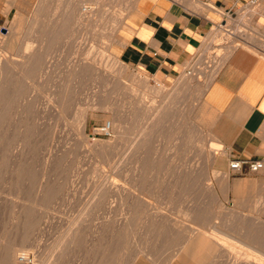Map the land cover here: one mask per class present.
<instances>
[{
  "label": "rangeland",
  "instance_id": "374dc122",
  "mask_svg": "<svg viewBox=\"0 0 264 264\" xmlns=\"http://www.w3.org/2000/svg\"><path fill=\"white\" fill-rule=\"evenodd\" d=\"M25 1L27 0H0V37H6L12 32H15V29H12L13 22L15 24L19 20L21 22L20 28L24 26L22 29H19L21 34L19 30V34L16 33L19 40L16 41V49L20 47V44L26 38L31 39V41L33 40L36 45H39L37 42L40 43V41L47 43L50 41V30H48V27L43 24L45 27L42 29L41 25L37 24L35 26L34 23V26H32L33 24H29L31 22L28 23V20L25 19L29 17V13L23 15L21 11V9H24L22 3ZM47 1L50 3L55 2V0ZM135 1L137 4L139 0ZM8 2H15L17 5L9 6ZM107 2L108 0L105 1L106 4H108ZM133 2L134 0H117V3L115 1L117 18L120 17L119 15H121L120 18L124 16L123 20L126 18L123 24L120 26L117 24V32L113 33V36L116 38L112 36L113 30L112 26H109L111 24L110 21L108 23V20L104 19L102 22V24H104H101L100 27L97 28L98 31L94 32L91 28L88 30V35L86 33V42H88V46H86L87 50L85 49L87 53L83 51L80 55L70 48L73 40L69 39L73 38L72 34H74V30H68V32H71H69L70 34L66 33L63 38L53 43L55 45L50 46L49 52L51 53H49L48 64H46V66L48 65L50 68L46 67V71L41 68V70L39 68H36L37 70L34 69L33 71L35 72H30V78L26 80L28 81L30 79L29 83L22 79H18L19 82H17V79L13 81L8 79V85L7 82L5 83L6 86L3 88L4 94H2V98L0 96V260L3 259V254L6 252L5 250L8 251V248L10 250L11 247H15L17 251L20 249L17 254L21 255L26 253L30 264H120V262L121 264H134L135 260V264H165L172 259L174 253L179 252L188 261L182 262L180 259H175L173 264H241V261L243 262L241 259L244 258V252L249 248L244 244L241 245L242 242L250 244L251 247L253 245L255 249L260 247L259 250L264 252V231H262V227H264V214L261 209L263 200L260 204L258 203V205L256 204L255 206H251L248 202L246 203V207L242 209L240 207L241 205L237 206L236 201L240 203L241 200L233 198L234 192H232V187L235 180L243 177L234 176L230 172V161L227 162L228 155L227 152H225L226 149L222 146L223 150L220 151V154L216 157L215 164L206 155L209 148L207 145V138L213 134L212 132L217 133V126L220 122L219 117H217L213 125L203 123L202 126L196 122L194 116L199 111L200 119L213 118L212 115L215 116V118L218 116L216 112L210 109L205 100L206 91L209 87H207V90L205 89L206 87H203L200 91L195 88H186L176 92L175 89L180 81L187 75L189 77L194 74L201 75L199 76L201 78L199 80L203 82V80H205V74H207V72L211 73V67L214 66L213 61L216 56L218 54L227 55L226 51L229 46L237 45L235 51L241 48L252 50L251 45L258 44L259 39L256 36L258 29L252 24H250V29H248L249 23L247 17L249 15V17H251L254 11L251 7H249L250 10L249 8L239 9L237 15L230 16V18L226 19L222 24H219V27L214 28L211 36L203 45L200 52L188 64L186 71L173 79H159L157 76L151 75L135 65L122 61L118 56L122 29L127 22V18H129L135 11L134 9H136L133 8L131 12V6L134 4ZM129 4L131 6H129ZM109 6H105V14H107V16L110 15L108 13ZM30 8V6L25 7L26 10H30ZM127 13H130V15ZM126 15L128 16L126 17ZM244 15L246 19L242 22L243 25L241 24L240 27H235L234 23ZM23 23L25 25H23ZM106 25L107 28L109 27L108 29ZM28 27L30 28L28 29ZM45 28L47 29L45 30ZM227 30H230V32ZM231 32H237L238 35L243 36L233 38ZM213 33H216V37L217 35L219 36L216 38ZM104 35L107 38H105ZM96 36L99 38V40L96 39L97 42L95 43L97 44L93 42V40L97 38ZM18 42L21 43L19 44ZM94 47L95 50H92ZM69 50L73 51L70 52ZM90 51H95L93 53L94 55L89 54L92 53ZM68 52H70V54ZM4 53H6V51H4ZM95 55L98 58H96ZM83 56L86 59L87 56H90L88 59H90L91 62L94 59L96 61L100 59L96 65L99 71L91 69V67L82 73L75 71L73 69V64ZM111 56L112 58L110 59ZM116 57L120 65H124L128 68L129 74L139 73L149 79V84L144 87L140 82L131 80L132 78L130 76L121 79L120 83H118L117 77L120 65L115 63L114 59ZM229 58L222 61V63L216 67L217 69L215 68V70H218L215 72L218 73ZM98 64L103 65L99 67ZM97 73L99 75H97ZM201 73L204 76H202ZM31 78L33 79L32 81ZM214 80L215 78L213 81ZM131 85L137 89L136 91L138 93H127L125 91L127 89L125 87H131ZM159 86H165L166 89L170 90L167 94L165 93L167 97L164 96V93L158 95L151 94L152 88H158ZM122 87L125 90H123ZM66 88L69 89L65 90ZM5 91L7 92L6 94ZM202 92H204V94ZM62 93H65V97ZM61 96L65 99L62 100ZM142 97L147 99V109L144 107L145 105H143ZM58 100L60 101L59 103ZM64 102L66 103L65 107H63V104L65 105ZM61 105L63 108H61ZM162 107L165 108L162 110L164 112L162 114V120L164 119L165 121L163 120L156 128L157 130H154V136H150L152 139H148L150 137L145 136L147 138L144 137L146 141H141V139H143V137L140 136L141 130L152 124L151 122L158 117L157 110L159 111ZM80 110L82 112H80ZM150 111L154 114L152 115ZM145 113H147V115ZM83 114L85 115L84 117ZM146 116L150 117L147 119ZM82 117L84 119H82ZM189 117L192 118L189 119ZM185 118H188L187 120L189 121L185 120ZM83 120H86V123ZM147 120L150 121V123ZM190 120H192V122H190ZM82 121L85 123L86 127L81 131ZM141 122L145 123L141 124ZM105 124H112L110 135H105L103 132L97 131L101 130ZM121 124L122 130L127 132L124 134L128 135H123V140H121V135L119 136L118 134V127ZM114 127L115 129L113 130ZM126 128L129 132L126 131ZM215 138L218 140V137ZM138 139L140 143H138ZM100 141L102 142L99 143ZM142 142H144V144ZM137 143L141 145L138 147ZM134 145L136 146L134 147ZM205 147L206 149L204 150ZM131 148L134 150L132 151ZM224 152L226 154H224ZM94 154H97V156ZM100 156L103 158L101 157V159ZM128 156L130 159H128ZM125 172L126 174H124ZM100 173L102 174L101 176ZM224 173L230 176L229 185L231 188L228 190V193L224 191L225 188L221 180ZM208 178L210 181H208ZM128 183L134 185L139 191L141 190L142 193L144 192V194H134L131 195L132 197H124V195L121 196V194L117 195V191H114V189H118L117 185L126 184L127 186H131V184L128 185ZM247 189L245 191H247ZM257 195L264 196V194ZM137 196L148 199L146 205L148 206L150 204V206H153L147 207L144 204H142V206L138 201L136 203L132 201ZM35 197L36 199H34ZM242 201L241 203L244 205L245 200ZM31 202H33V204ZM34 204L36 205L35 207ZM83 205L86 206L84 207ZM146 211L147 214L145 213ZM202 211L204 212L202 213ZM22 214L24 215L22 216ZM163 217H165L166 221ZM26 219L29 221L27 222ZM175 219L177 220L176 222ZM135 223L137 225H135ZM69 224L72 225L73 228L68 226ZM189 224L192 225L189 226ZM201 224L207 228L206 236H208L205 238L207 243H212L210 237H223L220 235L221 233L219 234L218 232L211 231L215 227H218L221 232L223 231L222 233L226 236H231L226 237L224 235L225 241L228 244L234 245L236 248L235 251H237L235 253L236 255L230 253L228 247L227 249L225 248V250L218 246L217 257L216 254L204 255L203 257H197L198 259H203L201 260L202 263L193 262L191 256L193 250L192 243H187L188 240L186 239H188V236L185 231L189 229L195 232H197V230H205V228H202L203 226ZM198 225H201V227ZM227 227H230V229ZM77 230L79 232H77ZM126 231L128 232L126 233ZM256 231L259 234L256 233ZM209 232L214 233L210 234ZM126 234H128V236ZM70 235H72V237ZM247 235L249 237H246ZM84 236L86 237L85 239ZM252 236L253 238H251ZM247 238L249 239L247 240ZM253 243H257L258 245ZM102 247L104 249H101ZM177 247L179 252L176 250ZM140 251L141 254L144 252L147 256L145 254L141 255L139 253ZM137 254H139V258H137ZM100 257L102 259H99ZM234 260H238V262ZM3 261L4 259L2 262L0 261V264H3Z\"/></svg>",
  "mask_w": 264,
  "mask_h": 264
},
{
  "label": "crops",
  "instance_id": "0c3cea01",
  "mask_svg": "<svg viewBox=\"0 0 264 264\" xmlns=\"http://www.w3.org/2000/svg\"><path fill=\"white\" fill-rule=\"evenodd\" d=\"M136 6L122 29L118 56L159 79H173L186 71L214 28L237 15L239 9H256L247 21L248 29L250 24L258 29V44L251 45L252 50L238 49L230 56L207 90L205 100L218 115L213 116L212 125L219 117L217 133H212L226 149L227 162L263 157L264 0H139ZM241 176L234 181L233 198L245 200L241 209L247 202L255 206L263 200V210L264 196L257 194H264V172ZM244 180L249 187L238 193L236 184ZM205 238L198 233L188 242L192 243L195 263H202L203 259L197 257L217 253L214 242L207 243ZM175 259L188 261L181 253Z\"/></svg>",
  "mask_w": 264,
  "mask_h": 264
},
{
  "label": "bare ground",
  "instance_id": "6f19581e",
  "mask_svg": "<svg viewBox=\"0 0 264 264\" xmlns=\"http://www.w3.org/2000/svg\"><path fill=\"white\" fill-rule=\"evenodd\" d=\"M105 1L106 0H55V2H53V3H50V2H48L47 0H33V1H29V0H27V1H25L24 3H22L23 5V8L24 9H21V11H22V13H23V15H25V14H28L29 13V17L28 18H25V19H27L26 21L29 23V22H31V23H29V24H35V26L37 25V24H39V25H41L42 27V29H43V27H48V30H50V41H49V43H47V42H44V41H40V43H38L37 42V44H39V45H36L34 42H33V40L31 41V39H24L23 41H22V43L20 44L19 42V44H20V47L18 48V49H16L17 47H16V41L18 40V36H16V33L17 34H19L20 33V30L19 29H22L24 26L23 25H25L26 24V21H25V24L23 23V27L22 28H20V21L18 20V22L17 23H15L14 24V22H13V27H12V29H15V32H12L9 36L7 35L6 37H0V96H1V98H2V94H4V92H3V88H4V86H6V82H7V85H8V79H10V80H16L17 79V82H19L18 81V79L20 80V79H22L23 81H26L28 78H30L29 76H30V72H35V71H33L34 69H36V68H41V69H44L45 70V68L47 67V68H50V67H48V65L46 66V64H48V60H49V53H51V52H49L50 51V46H52V45H55V44H53V43H55V41H57L58 39L60 40V38H63L64 37V35L66 34V33H69L68 32V30H74V34H72V36H73V38L72 37H70V38H72V39H69V40H73L72 42H71V47L70 48H72L74 51H76V53L77 54H82V52L84 51V53H87V52H85V49L87 50V48H86V46H88L87 45V43L88 42H86V33H87V35H88V33H89V29L91 28L94 32H96V31H98L97 30V28L98 27H100V25L102 24V22L104 21V19L105 20H108V23H109V21H110V23L111 24H113V25H109V24H107V25H109V26H112V36H113V33L115 32H117V24H118V26H120L121 24H123L124 23V20L126 19H124L123 20V17L122 18H120L121 17V15H119L120 17L119 18H117V10H115L116 8H115V6H116V3H117V0H108V4H106L105 3ZM115 1H116V3H115ZM134 4H132V6L129 4V6H131V12H132V9L133 8H136L137 6V4H136V1L134 0V2H133ZM19 4V3H18ZM8 5L9 6H13V5H17L15 2H8ZM110 5V6H109ZM118 5V4H117ZM196 5V4H195ZM200 5V4H199ZM198 5V6H199ZM21 6V7H22ZM26 6H30L31 8H30V10H26L25 9V7ZM105 6L107 7V6H109V9H108V13L110 14L109 16H107V14H105L106 13V9H105ZM8 7V6H7ZM110 7H111V10H110ZM11 8V7H10ZM194 8H196V7H194ZM200 8V7H199ZM197 9V8H196ZM251 9L255 12L256 11V9L255 8H252L251 7ZM113 10V11H112ZM135 10V9H134ZM249 10H250V8H249ZM257 10H258V7H257ZM128 12V11H127ZM250 12H252V11H250ZM253 13V12H252ZM128 14V13H127ZM128 15H130V13L128 14ZM128 15H126V17L128 16ZM22 16V15H21ZM250 16V15H249ZM24 17H26V16H24ZM245 17V15L244 16H242L239 20H237L234 24H235V27H240L241 26V24H242V22L244 21V19H246V18H244ZM128 19V18H127ZM248 20V19H247ZM16 21V20H15ZM22 21H23V19H22ZM118 21V22H117ZM106 23V22H105ZM232 23V22H231ZM247 23V22H246ZM28 24V25H29ZM34 24L32 25V26H34ZM45 26H44V25ZM104 24V23H103ZM102 24V25H103ZM107 25H106V28H107ZM243 25V24H242ZM31 26V27H32ZM30 27H28V29H29ZM109 28V27H108ZM107 28V29H108ZM35 29V28H34ZM33 29V30H34ZM47 28H45V30H46ZM18 30H19V33H18ZM10 31V30H9ZM14 31V30H13ZM29 31V30H28ZM29 32H31V31H29ZM29 32H28V34H29ZM80 32V33H79ZM238 32V31H237ZM231 33L232 35V37L233 38H235V37H238L239 35H238V33ZM26 33V32H25ZM71 33V32H70ZM69 33V34H70ZM78 33V34H77ZM91 33V32H90ZM21 34V33H20ZM24 34V33H23ZM27 34V33H26ZM39 34V33H38ZM214 34V33H213ZM216 34V33H215ZM214 34V35H215ZM218 34V33H217ZM242 34V33H241ZM48 35V34H47ZM90 35V34H89ZM94 35V34H93ZM214 35H213V38H214ZM30 36V35H29ZM37 36V35H36ZM67 36H68V34H67ZM70 36V35H69ZM92 36V35H91ZM219 35H217V37H218ZM97 37V36H96ZM104 37H105V35H104ZM115 36H113V38H114ZM215 37H216V35H215ZM216 37V38H217ZM239 37H241V35L239 36ZM43 38V37H42ZM67 38V37H66ZM88 38H90V37H88ZM94 38V37H93ZM105 38H107V37H105ZM111 38V37H110ZM116 38V37H115ZM96 39H98L99 40V38L97 37V38H95L94 40H93V42L95 43V42H97L96 41ZM212 39V38H211ZM230 39V38H229ZM228 39V40H229ZM22 40V39H21ZM46 40V39H45ZM48 40V39H47ZM58 40V41H59ZM114 40V39H113ZM19 41V40H18ZM88 41V40H87ZM248 41V40H247ZM92 42V41H91ZM92 42V43H93ZM115 42V41H114ZM231 42V41H230ZM229 42V43H230ZM249 43H251V42H249ZM35 44V45H34ZM67 44V43H66ZM95 44H97V43H95ZM244 44H245V42H244ZM92 45V44H91ZM98 45H99V43H98ZM66 46V45H65ZM93 46H95V45H93ZM92 46V47H93ZM239 46V45H238ZM90 47V46H89ZM252 47V46H251ZM53 48H54V46H53ZM97 48V47H96ZM106 48V47H105ZM109 48H110V46H109ZM228 48V47H227ZM90 49H92V48H90ZM237 49V45L235 46V45H232V46H229V48H228V50L226 51L227 52V55H225V54H218L217 56H216V58H215V60L213 61V65L214 66H212L211 68H212V71H211V73H208L207 71V74H205V80H203V82H200L201 80H199V79H201L199 76H201V75H198V74H194L193 76H191V77H189L188 75L187 76H185L183 79H182V81H180V83L177 85V87L175 88L176 89V92H178V91H180V89H186V88H195L196 90H201L203 87H206L205 89L207 90V87H210L211 86V84H212V81H213V79L214 78H216V76H217V74H219V73H217V72H215V71H218V70H215V68L220 64V63H222V61H224L225 59H227V58H229L233 53H234V51ZM52 50V49H51ZM72 50V51H73ZM92 50H95V47L92 49ZM106 50H107V48H106ZM109 50V49H108ZM234 50V51H233ZM4 51H6V53H4ZM53 51V50H52ZM70 51V50H69ZM72 51H70V52H72ZM70 52H68L69 54H70ZM81 52V53H80ZM89 52V51H88ZM90 52H92V51H90ZM95 51H93L92 53H89V54H93ZM68 54V55H69ZM74 54V53H73ZM97 54H98V52H97ZM94 55V54H93ZM86 56V55H85ZM96 56V55H95ZM74 57V56H73ZM88 57L90 58V56H87V59L83 56L82 58H79L78 60H76L75 61V63L73 64L74 65V67H73V69L75 70V71H78V72H80V73H82V72H84V71H86L89 67H91V69H95V70H98L99 71V68L96 66L97 65V62H99L100 61V59H98L99 61H96L95 59L94 60H92V62H91V60L90 59H88ZM94 57V56H93ZM92 58V57H91ZM95 58V57H94ZM96 58H98L97 56H96ZM112 58V56L110 57V59ZM114 58V57H113ZM68 59V58H67ZM76 59H77V57H76ZM93 59V58H92ZM109 59V60H110ZM89 60H90V62H89ZM68 61H70V60H68ZM103 61V60H102ZM114 61H115V63H117V64H119L120 62H119V60H118V58L116 57L115 59H114ZM103 63V62H102ZM225 63V62H224ZM100 64V63H99ZM98 64V66L99 67H101L103 64H101V65H99ZM226 64V63H225ZM67 65V64H66ZM120 65V64H119ZM118 65V66H119ZM224 65V64H223ZM69 67V66H68ZM224 67V66H223ZM114 68V67H113ZM40 69V70H41ZM60 69V68H59ZM112 69V68H111ZM119 70H118V83H120V81H121V79H123V78H126V77H128V76H130L132 79L131 80H133V81H137V82H140V84H142V85H144V87H145V85L147 86L149 83L148 82H150L149 81V79L147 78V77H145V76H143V75H140L139 73H134V74H129V72H128V68L126 67V66H124V65H120V67L118 68ZM217 69V68H216ZM37 70V69H36ZM53 70V69H52ZM69 70V69H68ZM106 70V69H105ZM46 71V70H45ZM92 71H94V70H92ZM102 71V70H101ZM100 71V72H101ZM104 71V70H103ZM49 72V71H48ZM96 72V71H95ZM94 72V73H95ZM106 72V71H105ZM92 73V72H91ZM90 73V74H91ZM99 73V72H98ZM97 73V75H99ZM142 73V72H141ZM205 73V72H204ZM41 74V73H40ZM47 74V73H46ZM56 74V73H55ZM88 74V73H87ZM200 74V73H199ZM202 74V73H201ZM35 75V74H34ZM101 75V74H100ZM96 76V75H95ZM202 76H204L203 74H202ZM31 77H33V76H31ZM66 77V76H65ZM68 77H69V75H68ZM92 77V76H91ZM108 77H110V76H108ZM76 78V77H75ZM70 79V78H69ZM78 79V78H77ZM130 79V78H129ZM30 80V79H29ZM29 80L28 81H26V82H28L29 83ZM33 79L31 78V81H32ZM65 80V79H64ZM12 81H9V82H12ZM71 81V80H70ZM130 81V80H129ZM115 82V81H114ZM16 83V82H15ZM63 83H64V81H63ZM122 83V82H121ZM20 84V83H19ZM24 84V83H23ZM123 84V83H122ZM121 84V85H122ZM11 85V84H10ZM14 85V84H13ZM12 85V86H13ZM65 85V84H64ZM69 85V84H68ZM124 85V84H123ZM134 85V84H133ZM133 85H131V87H125V88H127L126 90L125 89H123V87H122V89L123 90H125L127 93H134V92H136V93H138L136 90L137 89H135V87L133 86ZM19 86V85H18ZM24 86V85H23ZM22 86V87H23ZM31 86H32V84H31ZM61 86V85H60ZM163 86V85H162ZM158 87V88H152V90H151V94L152 95H158V94H167L170 90L169 89H166L165 88V86L164 87ZM14 87V86H13ZM67 87V86H66ZM71 87V86H70ZM120 87V86H119ZM115 88V87H114ZM17 89V88H16ZM15 89V90H16ZM23 89V88H22ZM69 89V88H68ZM67 88L65 89V90H68ZM172 89V88H171ZM20 91H21V89H20ZM182 91V90H181ZM3 92V93H2ZM22 92V91H21ZM60 92H61V90H60ZM67 92V91H66ZM207 92V91H206ZM7 92L5 91V94H6ZM18 93V92H17ZM113 93H115V92H113ZM203 94H204V92H202ZM63 94V96H64V94L65 93H62ZM70 94V93H69ZM118 94V93H117ZM139 94H141V93H139ZM166 94L164 95L165 97H167L166 96ZM172 94V93H171ZM170 94V95H171ZM18 95V94H17ZM24 95V94H23ZM144 95V94H143ZM11 96V95H10ZM53 96H54V94H53ZM124 96V95H123ZM147 96V95H146ZM21 97V96H20ZM31 97V96H30ZM62 97V96H61ZM60 97V98H61ZM65 97V96H64ZM71 97V96H70ZM0 98V99H1ZM18 98V97H17ZM58 98V97H57ZM9 99V98H8ZM23 99V98H22ZM25 99V98H24ZM63 99H65V98H63L62 97V100ZM16 100V99H15ZM55 100V99H54ZM27 101V100H26ZM32 101V100H31ZM65 101V100H64ZM66 101H67V97H66ZM65 101V102H66ZM142 101H143V105H145L144 107H146V109H147V99L145 98V97H142ZM3 102V101H2ZM60 101L58 100V103H59ZM64 102V103H65ZM129 102V101H128ZM4 103V102H3ZM36 103V102H35ZM57 103V104H58ZM61 103H62V101H61ZM152 103V102H151ZM15 104H17V103H15ZM20 104V103H19ZM130 104V103H129ZM135 104V103H134ZM14 105V104H13ZM31 105V104H30ZM58 105H60V104H58ZM131 105V104H130ZM205 105V104H204ZM207 105V104H206ZM66 106V103H65V105L63 104V107H65ZM12 107V106H11ZM62 107V105H61V108H63ZM144 107H143V109H144ZM166 107V106H165ZM47 108V107H46ZM55 108V107H54ZM58 108V107H57ZM56 108V109H57ZM68 108V107H67ZM153 108V107H152ZM163 108L164 107H162V109H160L159 111L157 110V112H158V114H157V116L158 117H156L155 118V120L153 121V122H151L152 124H150V125H148V126H146L144 129H142L141 130V137H143V139H141V141H146V137H152V135L154 136V130H157L156 128L159 126V124L164 120H162V114L164 113L162 110H163ZM51 109V108H50ZM60 109V108H59ZM165 109V108H164ZM197 109V108H196ZM7 110V109H6ZM45 110V109H44ZM58 110V109H57ZM56 110V111H57ZM71 110V109H70ZM84 110V109H83ZM153 110V109H152ZM156 110H155V112H156ZM9 111V110H8ZM8 111H7V113H8ZM11 111V110H10ZM19 111H20V109H19ZM62 111V110H61ZM154 111V110H153ZM161 111H162V113H161ZM26 112V111H25ZM58 112V111H57ZM63 112V111H62ZM80 112H82L81 110H80ZM0 113H1V111H0ZM14 113V112H13ZM61 113V112H60ZM150 113H151V111H150ZM160 113V114H159ZM167 113V112H166ZM166 113H165V115H166ZM63 114H64V112H63ZM85 114V113H84ZM83 114V117L85 116ZM146 115H147V113H145ZM144 114V115H145ZM152 115L154 114V113H151ZM155 114V115H156ZM15 115V114H14ZM20 115V114H19ZM58 115V114H57ZM8 116V115H7ZM79 116V115H78ZM77 116V117H78ZM87 116V115H86ZM3 117V116H2ZM60 117V116H59ZM82 117V119H84ZM147 117V116H146ZM150 117V116H149ZM149 117H147V119L149 118ZM164 117V116H163ZM195 117V120H196V122L198 123V124H201L202 126H203V123H206V124H208V125H212V122H213V118H208V119H204V118H201L200 119V111L199 112H197L196 113V115L194 116ZM212 117H213V115H212ZM61 118V117H60ZM192 117H189V119H191ZM82 119H80V120H82ZM146 119V118H145ZM153 119V118H152ZM188 119V118H187ZM186 118H185V120H187ZM17 120V119H16ZM77 120V119H76ZM83 121H85V123H86V120H83ZM82 121V123H81V127H82V129H81V131L84 129V127H86L85 126V123ZM144 121V120H143ZM148 121V120H147ZM165 121V120H164ZM187 121H189V120H187ZM26 122V121H25ZM149 123H150V121H148ZM147 122V123H148ZM190 122H192V120H190ZM189 122V123H190ZM9 123V122H8ZM16 123V122H15ZM121 123H122V121H121ZM145 122H141V124H144ZM146 123V124H147ZM187 123V122H186ZM20 124V123H19ZM19 124H18V126H19ZM28 124V123H27ZM188 124V123H187ZM196 124V123H195ZM6 125V124H5ZM17 125V124H16ZM112 125V124H111ZM118 125V124H117ZM125 125V124H124ZM128 125V124H127ZM191 125V124H190ZM193 125V124H192ZM113 126H115V125H113ZM143 126V125H142ZM198 126V125H197ZM116 127V126H115ZM115 127L113 128V130L115 129ZM118 127V126H117ZM124 127V126H123ZM126 127V126H125ZM140 127V126H139ZM199 127V126H198ZM5 128V127H4ZM77 128V127H76ZM141 128H143V127H141ZM190 128V127H189ZM47 129V128H46ZM79 129V128H78ZM77 129V130H78ZM124 129V128H123ZM131 129V128H130ZM42 130V129H41ZM116 130H117V128H116ZM118 134H119V136L121 135V140H123V135L124 136H128V135H126V134H124V133H127V132H124L123 130H122V124L118 127ZM204 130V129H203ZM26 131V130H25ZM126 131H128L129 132V130L126 128ZM134 131V130H133ZM136 131V130H135ZM139 131H140V129H139ZM162 131V130H161ZM190 131V130H189ZM7 132V131H6ZM27 132V131H26ZM79 132V131H78ZM132 132V131H131ZM135 133V132H134ZM140 133V132H139ZM189 133V132H188ZM85 135V134H84ZM83 135V136H84ZM133 135V134H132ZM185 135V134H184ZM134 136V135H133ZM132 136V137H133ZM146 136V137H145ZM156 136V135H155ZM130 137V136H129ZM146 139H145V138ZM148 138V139H152V138ZM116 138V137H115ZM117 138H119V137H117ZM126 138V137H125ZM136 138H137V136H136ZM16 139V138H15ZM82 139V138H81ZM120 139V138H119ZM140 139V138H139ZM139 139H138V143H140L139 142ZM156 139V138H155ZM18 140V139H17ZM157 140H159V139H157ZM14 141V140H13ZM85 141V140H84ZM134 141V140H133ZM217 140H216V138H215V136H214V134H211L210 135V137H208L207 138V145H208V150H207V152H206V155H207V157L208 158H210V160H212V162L215 164V162H216V157H218V155L220 154V151H222L223 149H222V144L221 143H218V142H216ZM6 142V141H5ZM27 142V141H26ZM102 141H100L99 143H101ZM113 142H115V141H113ZM155 142H156V140H155ZM82 143V142H81ZM106 143V142H105ZM129 143V142H128ZM137 143V144H138ZM143 144H144V142H142ZM24 144V143H23ZM113 144V143H112ZM136 144V145H137ZM98 145V144H97ZM136 145H134V147L136 146ZM139 145H141V144H138V147H139ZM147 145H148V143H147ZM146 145V146H147ZM133 146V145H132ZM14 149V148H13ZM135 149H137V148H135ZM203 149V148H202ZM206 149V147L204 148V150ZM91 150V149H90ZM122 150V149H121ZM131 150H132V148H131ZM134 150V149H133ZM132 150V151H133ZM157 150V149H156ZM18 151V150H17ZM23 151V150H22ZM93 151V150H92ZM127 151H129V150H127ZM137 151V150H136ZM158 151V150H157ZM202 151V150H201ZM104 152V151H103ZM135 152V151H134ZM226 152V151H225ZM224 152V154H226ZM23 153V152H22ZM96 153V152H95ZM125 153V152H124ZM19 154V153H18ZM92 154V153H91ZM121 154V153H120ZM132 154V153H131ZM135 154V153H134ZM156 154V153H155ZM94 155H96L97 156V154H94ZM103 155V154H102ZM130 155V154H129ZM133 155V154H132ZM205 155V156H206ZM126 156V155H125ZM159 156V155H158ZM102 156H100V158H101ZM120 157V156H119ZM124 157V156H123ZM129 157V156H128ZM135 157V156H134ZM97 158V157H96ZM99 158V159H100ZM103 158V157H102ZM101 158V159H102ZM128 159H130V157L128 158ZM98 160V159H97ZM104 160V159H103ZM120 160V159H119ZM132 160V159H131ZM19 161V160H18ZM102 161V160H101ZM138 163V162H137ZM124 164V163H123ZM129 164H131V163H129ZM162 164V163H161ZM160 164V165H161ZM147 165V164H146ZM193 165H195V164H193ZM192 165V166H193ZM133 166V165H132ZM141 166V165H140ZM144 166V165H143ZM151 166H153V165H151ZM159 166V165H158ZM198 166V165H197ZM92 167V166H91ZM119 167V166H118ZM126 167V166H125ZM99 168H101V167H99ZM98 168V169H99ZM127 168V167H126ZM150 168V167H149ZM154 168V167H153ZM160 168H161V166H160ZM129 169V168H128ZM127 169V170H128ZM138 169V168H137ZM140 169V168H139ZM199 169V168H198ZM15 170V169H14ZM23 170V169H22ZM103 170V169H102ZM101 170V171H102ZM120 170V169H119ZM149 170V169H148ZM196 170V169H195ZM13 171V170H12ZM98 171V170H97ZM132 171V170H131ZM198 171V170H197ZM30 172V171H29ZM89 172V171H88ZM93 172V171H92ZM99 172V171H98ZM124 172V171H123ZM138 172V171H137ZM143 172H145V171H143ZM151 172V171H150ZM153 172V171H152ZM129 173V172H128ZM142 173V172H141ZM158 173V172H157ZM229 173V172H228ZM19 174V173H18ZM107 174V173H106ZM124 174H126V172L124 173ZM136 174V173H135ZM147 174V173H146ZM196 174H198V173H196ZM16 175V174H15ZM36 175V174H35ZM96 175H97V173H96ZM102 174L100 173V176H101ZM123 175V174H122ZM139 175V174H138ZM93 176V175H92ZM120 176V175H119ZM105 177V176H104ZM123 177V176H122ZM229 175L228 174H225L224 173V175H222V183H223V186H224V188H225V192H227L228 193V190L231 188V186L229 185ZM127 178V177H126ZM131 178V177H130ZM139 178H140V176H139ZM203 178H205V177H203ZM97 179V178H96ZM144 179V178H143ZM209 179V178H208ZM16 180V179H15ZM138 180V179H137ZM145 180V179H144ZM195 180V179H194ZM207 180V179H206ZM160 181V180H159ZM190 181H192V180H190ZM196 181V180H195ZM208 181H210V179L208 180ZM17 182V181H16ZM128 182V181H127ZM135 182V181H134ZM139 182V181H138ZM137 182V183H138ZM142 182H143V180H142ZM206 182V181H205ZM248 181H239L237 184H236V188H237V191L239 192V193H242L243 191H245L248 187H249V184L247 183ZM102 183V182H101ZM136 183V184H137ZM183 183V182H182ZM202 183V182H201ZM15 184V183H14ZM105 184V183H104ZM114 184V183H113ZM120 184V183H119ZM129 184H131V183H128V185ZM132 184H133V182H132ZM131 184V186L129 185V186H127L126 184L124 185V184H122V185H117L118 186V189L117 190H115L114 189V191H117V195H119V194H121V196L122 195H124V197L125 196H130V197H132L131 195H134V194H144V192L142 193L141 192V190L139 191L134 185H132ZM158 184V183H157ZM208 184V183H207ZM16 185H17V183H16ZM20 185H21V183H20ZM102 186V185H101ZM107 186V185H106ZM18 187H20V186H18ZM42 187V186H41ZM49 187V186H48ZM114 187H115V185H114ZM140 187V186H139ZM104 188H105V186H104ZM108 188V187H107ZM106 188V189H107ZM113 188V187H112ZM143 188V187H142ZM142 188H140V189H142ZM207 188V187H206ZM157 189H158V187H157ZM264 189V188H263ZM17 191V190H16ZM44 191V190H43ZM105 191V190H104ZM110 191V190H109ZM113 191V190H112ZM260 191V190H259ZM49 192V191H48ZM105 192H107V191H105ZM47 193V192H46ZM51 193V192H50ZM59 193V192H58ZM108 193V192H107ZM226 193V194H227ZM35 194V193H34ZM103 194V193H102ZM146 194V193H145ZM15 195V194H14ZM54 195H56V194H54ZM106 195V194H105ZM115 195V194H114ZM146 195H148V194H146ZM10 196V195H9ZM102 196V195H101ZM109 196V195H108ZM111 196V195H110ZM120 196V197H121ZM149 196V195H148ZM18 197V196H17ZM31 197V196H30ZM46 197V196H45ZM96 197V196H95ZM103 197H105V196H103ZM112 197H114V196H112ZM147 197V196H146ZM23 198V197H22ZM27 198V197H26ZM102 198V197H101ZM119 198V197H118ZM133 198H134V196H133ZM148 198V197H147ZM151 198H153V197H151ZM14 199V198H13ZM19 199V198H18ZM34 199H36V197L34 198ZM122 199H123V197H122ZM132 199V198H131ZM116 200V199H115ZM148 199H145V198H143V197H140V196H137L134 200H132V201H134L135 203L138 201V203H140V205H142V204H144V205H146L147 203H148V201H147ZM13 201V200H12ZM110 201V200H109ZM128 201V200H127ZM250 201V200H249ZM17 202V201H16ZM43 202V201H42ZM88 202V201H87ZM90 202V201H89ZM117 202V201H116ZM122 202V201H121ZM125 202V201H124ZM123 202V203H124ZM239 201H236V205L237 206H240V205H242V203L241 202H243L242 200H241V202L240 203H238ZM32 204H33V202H31ZM86 203V202H85ZM107 203V202H106ZM158 203V202H157ZM251 203L252 204H254L253 203V201H251ZM262 203H263V201H262ZM36 204V203H35ZM34 204V207L36 206ZM104 204V203H103ZM152 204V203H151ZM39 205V204H38ZM109 205V204H108ZM15 206V205H14ZM19 206V205H18ZM30 206H32V205H30ZM42 206V205H41ZM84 206V205H83ZM86 206V205H85ZM84 206V207H85ZM88 206V205H87ZM113 206H115V205H113ZM120 206V205H119ZM143 206V205H142ZM147 206V205H146ZM145 206V207H146ZM148 206H150V204L148 205ZM147 206V207H148ZM151 206H153V205H151ZM150 206V207H151ZM160 206V205H159ZM158 206V207H159ZM13 207V206H12ZM141 207V206H140ZM155 207V206H154ZM264 207V206H263ZM37 208V207H36ZM39 208V207H38ZM89 208H91V207H89ZM162 208V207H161ZM160 208V209H161ZM15 209V208H14ZM21 209H23V208H21ZM40 209V208H39ZM133 209V208H132ZM141 209V208H140ZM153 209V208H152ZM156 209V208H155ZM159 209V210H160ZM262 209V208H261ZM24 210H25V208H24ZM87 210V209H86ZM145 210V209H144ZM148 210V209H147ZM22 211V210H21ZM33 211V210H32ZM85 211V210H84ZM88 211V210H87ZM134 211V210H133ZM141 211V210H140ZM149 211V210H148ZM151 211V210H150ZM153 211V210H152ZM158 211V210H157ZM12 212H13V210H12ZM81 212V211H80ZM182 212V211H181ZM191 212V211H190ZM194 212V211H193ZM196 212H197V210H196ZM204 211H202V213H203ZM33 213V212H32ZM142 213V212H141ZM146 214H147V211L145 212ZM199 213V212H198ZM262 213L264 214V209L262 210ZM12 214V213H11ZM81 214V213H80ZM87 214H88V212H87ZM127 214V213H126ZM137 214V213H136ZM196 214V213H195ZM24 214H22V216H23ZM79 215V214H78ZM89 215V214H88ZM125 215V214H124ZM14 216V215H13ZM27 216V215H26ZM184 216V215H183ZM187 216V215H186ZM192 216V215H191ZM206 216V215H205ZM81 217V216H80ZM125 217V216H124ZM133 217V216H132ZM136 217V216H135ZM142 217V216H141ZM195 217V216H194ZM198 217V216H197ZM14 218V217H13ZM77 218V217H76ZM82 218V217H81ZM164 218V220H165V217H163ZM189 218V217H188ZM16 219V218H15ZM20 219H21V216H20ZM130 219V218H129ZM137 219V218H136ZM167 219V218H166ZM187 219V218H186ZM27 220V219H26ZM123 220V219H122ZM125 220V219H124ZM132 220V219H131ZM131 220H130V222H131ZM142 220V219H141ZM163 220V219H162ZM161 220V221H162ZM173 220V219H172ZM12 221V220H11ZM29 220H27V222H28ZM32 221H33V219H32ZM84 221V220H83ZM140 221V220H139ZM160 221V222H161ZM166 221V220H165ZM171 221V220H170ZM177 220L175 219V222H176ZM179 221V220H178ZM193 221V220H192ZM200 221H201V219H200ZM17 222V221H16ZM21 222V221H20ZM90 222V221H89ZM126 222V221H125ZM134 222V221H133ZM169 222V221H168ZM186 222V221H185ZM190 222V221H189ZM32 223V222H31ZM77 223V222H76ZM80 223H81V221H80ZM132 223V222H131ZM130 223V224H131ZM140 223V222H139ZM178 223V222H177ZM180 223H181V221H180ZM193 223V222H192ZM34 224V223H33ZM79 224V223H78ZM77 224V225H78ZM137 224H138V221H137ZM136 223H135V225H137ZM174 224V223H173ZM183 224V223H182ZM185 224V223H184ZM197 224V223H196ZM198 224H199V221H198ZM202 224H203V222H202ZM201 224V225H202ZM204 224H205V222H204ZM19 225V224H18ZM74 225V224H73ZM119 225V224H118ZM120 225H121V223H120ZM175 225H176V223H175ZM174 225V226H175ZM186 225H188V224H186ZM190 225H192V224H189V226ZM194 225V224H193ZM201 225H198V226H200L201 227ZM21 226V225H20ZM68 226H71L72 227V225H68ZM134 226V225H133ZM165 226V225H164ZM173 226V225H172ZM177 226V225H176ZM179 226H181V225H179ZM203 226V225H202ZM32 227V226H31ZM70 227V228H71ZM95 227V226H94ZM136 227H138V226H136ZM184 227V226H183ZM194 227V226H193ZM19 228V227H18ZM30 228V227H29ZM73 228V227H72ZM80 228V227H79ZM93 228V227H92ZM135 228V227H134ZM182 228V227H181ZM186 228V227H185ZM202 228H205V226H203ZM227 228H229L230 229V227H227ZM255 228H257V227H255ZM263 228V230L262 231H264V227H262ZM86 229V228H85ZM113 229V228H112ZM139 229V228H138ZM184 229V228H183ZM196 229H198V228H196ZM195 229V230H196ZM206 229L207 228H205V230L204 229H202V230H197V232H195V231H190V229L189 230H186L185 232H186V234H187V236H188V239H186V240H188L187 241V243L194 237V236H196L198 233H202V234H204V235H206ZM251 229H253V228H251ZM259 229H260V227H259ZM17 230V229H16ZM71 230V229H70ZM73 230V229H72ZM115 230V229H114ZM137 230V229H136ZM210 230V229H209ZM256 230V229H255ZM29 231V230H28ZM33 231V230H32ZM66 231V230H65ZM82 231H84V230H82ZM123 231H125V230H123ZM182 231V230H181ZM211 231H215L216 233L218 232L220 235H222L223 237H220L219 236V238H217V237H210L211 238V240L214 242V244H215V247L216 248H218V246L219 247H221V249H227V247L229 248V252L230 253H233V254H235L237 251H235L236 250V248L234 247V245L233 244H228L226 241H225V234H223L219 229H218V227H215V228H213V230H211ZM252 231H254V230H252ZM251 231V232H252ZM14 232H16V231H14ZM77 232H79L78 230H77ZM76 232V233H77ZM81 232V231H80ZM93 232H95V231H93ZM115 232V231H114ZM128 231H126V233H127ZM184 232V231H183ZM255 232V231H254ZM17 233V232H16ZM69 233V232H68ZM67 233V234H68ZM96 233V232H95ZM98 233V232H97ZM132 233V232H131ZM210 233V232H209ZM208 233V234H209ZM212 233V232H211ZM210 233V234H211ZM214 233V232H213ZM212 233V234H213ZM248 233V232H247ZM246 233V234H247ZM256 233H258L257 231H256ZM264 233V232H263ZM262 233V234H263ZM27 234V233H26ZM71 234V233H70ZM82 234V233H81ZM88 234V233H87ZM122 234V233H121ZM124 234V233H123ZM137 234V233H136ZM226 234H228V233H226ZM254 234V233H253ZM259 234V233H258ZM17 235V234H16ZM89 235V234H88ZM98 235V234H97ZM127 236H128V234H126ZM135 235V234H134ZM133 235V236H134ZM225 235V236H224ZM242 235V234H241ZM257 235V234H256ZM27 236V235H26ZM71 237H72V235H70ZM186 236V235H185ZM186 236V237H187ZM208 236V235H207ZM211 236V235H210ZM218 236V235H217ZM239 236V235H238ZM251 236V235H250ZM255 236V235H254ZM18 237V236H17ZM16 237V238H17ZM29 237V236H28ZM67 237V236H66ZM103 237V236H102ZM120 237V236H119ZM185 237V238H186ZM226 237H231V236H226ZM246 237H249L248 235L246 236ZM245 237V238H246ZM258 237V236H257ZM11 238V237H10ZM76 238V237H75ZM77 238H78V236H77ZM86 237L84 236V239H85ZM122 238V237H121ZM251 238H253V236L251 237ZM18 239V238H17ZM61 239V238H60ZM134 239V238H133ZM231 239H233V238H231ZM249 238H247V240H248ZM15 240V239H14ZM20 240V239H19ZM33 240V239H32ZM31 240V241H32ZM116 240V239H115ZM118 240V239H117ZM3 241V240H2ZM9 241V240H8ZM69 241V240H68ZM92 241V240H91ZM99 241V240H98ZM98 241H97V243H98ZM102 241V240H101ZM103 241H105V240H103ZM124 241V240H123ZM254 241V240H253ZM60 242V241H59ZM66 242V241H65ZM64 242V243H65ZM72 242V241H71ZM81 242V241H80ZM93 242V241H92ZM96 242V241H95ZM107 242V241H106ZM118 242V241H117ZM127 242H128V240H127ZM77 243V242H76ZM100 243V242H99ZM116 243V242H115ZM250 243V242H249ZM61 244V243H60ZM67 244V243H66ZM79 244V243H78ZM87 244V243H86ZM89 244V243H88ZM102 244V243H101ZM120 244V243H119ZM129 244V243H128ZM183 244V243H182ZM186 244V243H185ZM242 244H244V245H246L247 246V250H246V252H244V258L243 259H241V260H243V262L241 261V264H264V252L263 251H261V250H259L260 249V247H256L257 249H255V248H253L254 246L252 245V247H251V245L250 244H248V243H241V245ZM253 244H255V243H253ZM257 244V243H256ZM255 244V245H256ZM1 245H3V244H1ZM35 245V244H34ZM62 245V244H61ZM70 245H72V244H70ZM76 245V244H75ZM93 245V244H92ZM110 245V244H109ZM118 245V244H117ZM258 245V244H257ZM263 245H264V243H263ZM23 246V245H22ZM21 246V247H22ZM84 246V245H83ZM87 246V245H86ZM107 246V245H106ZM112 246V245H111ZM121 246V245H120ZM183 246V245H182ZM74 247V246H73ZM79 247V246H78ZM89 247V246H88ZM119 247V246H118ZM122 247V246H121ZM184 247V246H183ZM51 248H52V246H51ZM65 248V247H64ZM107 248V247H106ZM117 248V247H116ZM115 248V249H116ZM120 248V247H119ZM118 248V249H119ZM180 248H182V247H180ZM261 248H262V245H261ZM76 249H77V246H76ZM101 249H104L103 247L101 248ZM183 249V248H182ZM225 249V250H226ZM263 249H264V247H263ZM20 250V249H19ZM18 250V251H19ZM25 250V249H24ZM59 250V249H58ZM79 250V249H78ZM99 250V249H98ZM110 250V249H109ZM127 250V249H126ZM176 250H178V247H177V249ZM181 250V249H180ZM2 251V250H1ZM6 251V252H5ZM4 252V256L2 257L3 259H4V263L3 264H30V261H29V258H28V255L26 254V253H24V254H17V249L15 248V247H11V249L9 250V248H8V251L7 250H5ZM92 251V250H91ZM182 251V250H181ZM238 251H240V250H238ZM26 252V251H25ZM55 252H56V250H55ZM174 252H176V251H174ZM178 252H179V250H178ZM222 252V251H221ZM242 252V251H241ZM31 253V252H30ZM140 254H141V251L139 252ZM180 253V252H179ZM179 253H174V256L172 257V259L169 261V262H167V263H165V264H171V262L173 261V260H175V258H177V256H178V254ZM52 254V253H51ZM60 254V253H59ZM97 254V253H96ZM101 254V253H100ZM124 254H126V253H124ZM142 254H145L144 252L142 253ZM141 254V255H142ZM217 254H218V250H217V253H216V257H217ZM219 254H220V251H219ZM93 255V254H92ZM109 255V254H108ZM146 255V254H145ZM236 255V254H235ZM99 256V255H98ZM104 256V255H103ZM124 256V255H123ZM135 256V255H134ZM147 256V255H146ZM242 256V255H241ZM240 256V257H241ZM34 257V256H33ZM97 257V256H96ZM141 257V256H140ZM170 257V258H171ZM243 257V256H242ZM48 258H49V256H48ZM57 258V257H56ZM95 258V257H94ZM136 258V257H135ZM137 258H139V254H137ZM136 258V259H137ZM239 258V257H238ZM2 259V260H3ZM50 260H51V258H49ZM58 259V258H57ZM99 259H102L101 257L99 258ZM116 259V258H115ZM119 259V258H118ZM123 259V258H122ZM132 259V258H131ZM236 259H237V257H236ZM2 260H0L1 262H2ZM62 260V259H61ZM64 260H65V258H64ZM114 260V259H113ZM138 260V259H137ZM53 261V260H52ZM95 261V260H94ZM101 261H103V260H101ZM107 261V260H106ZM136 261V260H135ZM135 261H134V264H135ZM214 261V260H213ZM217 261V260H216ZM235 261V260H234ZM237 262H238V260H236ZM235 261V262H236ZM234 262V263H235ZM240 262V261H239ZM55 263V262H54ZM104 263V262H103ZM115 263V262H114ZM57 264V263H56ZM62 264V263H61ZM106 264V263H105ZM120 264H121V262H120ZM173 264V263H172ZM237 264V263H236Z\"/></svg>",
  "mask_w": 264,
  "mask_h": 264
},
{
  "label": "built area",
  "instance_id": "2783aa9c",
  "mask_svg": "<svg viewBox=\"0 0 264 264\" xmlns=\"http://www.w3.org/2000/svg\"><path fill=\"white\" fill-rule=\"evenodd\" d=\"M254 2V0H253ZM112 126L105 124L98 132L110 135ZM229 170L233 175L257 174L264 171V156L259 159H232L229 162Z\"/></svg>",
  "mask_w": 264,
  "mask_h": 264
}]
</instances>
